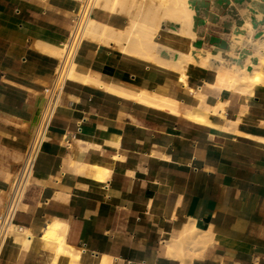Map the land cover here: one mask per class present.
I'll list each match as a JSON object with an SVG mask.
<instances>
[{"label":"crops","instance_id":"obj_1","mask_svg":"<svg viewBox=\"0 0 264 264\" xmlns=\"http://www.w3.org/2000/svg\"><path fill=\"white\" fill-rule=\"evenodd\" d=\"M254 1L196 0L194 47L229 55ZM80 3L0 0V216ZM249 20L258 39L264 15ZM75 54L77 79L67 80L0 264H264V79L241 108L233 92L203 86L216 81L213 61L190 64L188 87L237 119L212 115L213 127L183 116L196 100L175 72L111 44L79 41ZM118 89L166 97L177 114ZM53 224L56 242L45 238ZM193 227L203 248L184 237Z\"/></svg>","mask_w":264,"mask_h":264},{"label":"bare ground","instance_id":"obj_2","mask_svg":"<svg viewBox=\"0 0 264 264\" xmlns=\"http://www.w3.org/2000/svg\"><path fill=\"white\" fill-rule=\"evenodd\" d=\"M195 2L196 0H82L81 7L78 6L81 12L80 20L71 24L67 40L59 48L61 51L59 60L67 52L75 38L78 40L77 43L79 41H94L108 46L111 44L124 54L149 60L159 69L175 72L178 81L185 85V88L192 93L196 100L195 106L185 114L183 113L184 117L194 122L217 127L218 124L213 123L210 116L219 115L222 121L228 124L224 114L225 102L223 104L217 99L219 103L213 107L207 103V95L198 90L199 88L190 89L187 82V68L190 64L206 67L209 60L213 61L214 65L210 68H212L216 81L213 84L203 83V86L217 90L219 96L233 92L239 97L240 107H245L247 100L254 94L253 87L264 79V71L262 72L264 68V30L261 37L254 39V27L249 20L250 14L257 12L264 15V0H255L248 5L246 12L243 13L241 23L236 25L233 30L229 43L232 49L230 54L228 53L229 55H223L224 50L215 46L212 52L198 50L194 47ZM115 14L127 16L126 23L123 26L121 24L122 27L112 25L111 21L114 19L112 16ZM262 25L264 29V24ZM75 58L74 52L68 64L67 80L77 79ZM109 88L111 89V87ZM121 92L125 96L137 99L138 102L166 108L177 114L176 102L166 97L146 90L136 95H132L130 91ZM218 110H220L219 113ZM236 121L237 119L234 121V125ZM231 124L233 125L232 122ZM54 229L55 224L50 225L45 232V238L52 239V242L56 237L57 229ZM185 230V238L191 240L193 244L196 242L201 244V248L204 247L206 239H202L203 236L200 234L205 233L195 227ZM59 241L57 240V242Z\"/></svg>","mask_w":264,"mask_h":264},{"label":"built area","instance_id":"obj_3","mask_svg":"<svg viewBox=\"0 0 264 264\" xmlns=\"http://www.w3.org/2000/svg\"><path fill=\"white\" fill-rule=\"evenodd\" d=\"M80 13L79 9L74 20L75 23L79 22ZM77 41V38H75L69 45L64 56L58 60L51 83L43 89V102L36 119L32 136L25 149L22 161L10 187L2 215L0 216V250L8 234L13 229V215L20 209L19 205L24 202L36 155L41 145L47 140L54 114L60 106L66 90L68 83L66 72L68 64L75 52ZM65 142L68 145L69 139H65Z\"/></svg>","mask_w":264,"mask_h":264},{"label":"rangeland","instance_id":"obj_4","mask_svg":"<svg viewBox=\"0 0 264 264\" xmlns=\"http://www.w3.org/2000/svg\"><path fill=\"white\" fill-rule=\"evenodd\" d=\"M122 13H124V12H122ZM124 15H125V14H124ZM126 17H127V16H124V18H122V19H127ZM11 185H12V183H11Z\"/></svg>","mask_w":264,"mask_h":264}]
</instances>
